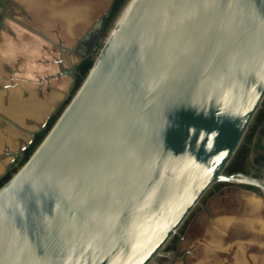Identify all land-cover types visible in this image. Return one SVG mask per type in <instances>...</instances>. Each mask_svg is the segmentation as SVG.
I'll return each instance as SVG.
<instances>
[{
	"label": "water",
	"instance_id": "water-1",
	"mask_svg": "<svg viewBox=\"0 0 264 264\" xmlns=\"http://www.w3.org/2000/svg\"><path fill=\"white\" fill-rule=\"evenodd\" d=\"M96 42L80 86L35 124L42 131L63 106L0 187V264H187L166 250L216 185L264 197V180L227 173L263 108L264 0H125L81 60ZM66 74L69 95L74 66ZM19 88L17 97L6 93L0 114L30 141L6 148L0 179L38 132L23 111L43 102L40 87ZM229 190L218 206L245 209L244 196ZM247 202L261 207L259 198ZM246 225L264 234V220ZM200 242L225 250L203 240L186 256Z\"/></svg>",
	"mask_w": 264,
	"mask_h": 264
},
{
	"label": "flooded vegetation",
	"instance_id": "flooded-vegetation-1",
	"mask_svg": "<svg viewBox=\"0 0 264 264\" xmlns=\"http://www.w3.org/2000/svg\"><path fill=\"white\" fill-rule=\"evenodd\" d=\"M68 1L70 0H0L1 113L5 111L1 102L6 98V93L10 92V95L16 97L20 95L19 86L22 82H27L31 89L39 85L41 92L37 91L35 94L42 96L43 102L47 103L54 100L55 93L62 92L61 101L64 100V106L74 93V88L80 78L81 65L88 59L92 60L100 45L96 42L90 55L82 60L81 57L86 55L94 35L101 38L108 30L111 24L110 15L116 0H74V2L84 4L83 7L87 9L93 20L92 24L80 37L72 38V40L59 37L55 41L52 38L49 21L54 14L65 15L70 11L68 3L65 4ZM104 17L106 21L99 33L100 22ZM70 66H74L75 80L72 91L66 95V90L70 86V78L66 72ZM60 73H64L61 78H53ZM45 109L44 118L49 116L53 110L49 109V104ZM60 110L49 117L40 132L37 127L27 123L26 127L30 132H38L34 134L31 144L23 151V156L15 159L0 182L20 167L26 151L31 147L37 135L46 133L50 121L53 118L56 120ZM7 124L10 123L0 114V156L7 147L10 151H17L30 141V134L12 124ZM7 126L10 130L8 132H6ZM7 134L10 135L9 138ZM8 161H10L9 158L4 161V164ZM0 168L1 174L4 168L2 163H0ZM227 173H244L264 180V103L242 147L228 167ZM226 188L231 189L228 191L229 195L244 196L247 207L245 209L234 206H230L229 209L220 208L217 200L224 194L223 190ZM251 197L261 199L259 210L253 211L248 204L247 200ZM202 204L203 206L194 212L181 230L180 236L176 237L167 248L166 251L176 254L173 260L182 262L186 257L187 264H264V234H259L246 225L248 220H264V197L260 190L248 186L218 184L203 199ZM221 217L233 220L232 224L222 232L216 226L217 219ZM241 223L246 228L239 230ZM248 230L253 234L246 235ZM254 234L261 237H253ZM203 240L210 245L214 242L220 243L225 250H211L209 246L200 242L191 250L190 255L186 256V252L195 242ZM240 243H242L243 250L239 249ZM208 251L219 254L210 256ZM160 263L170 264V261L162 259Z\"/></svg>",
	"mask_w": 264,
	"mask_h": 264
},
{
	"label": "crops",
	"instance_id": "crops-1",
	"mask_svg": "<svg viewBox=\"0 0 264 264\" xmlns=\"http://www.w3.org/2000/svg\"><path fill=\"white\" fill-rule=\"evenodd\" d=\"M67 3L70 6V11L66 12L65 15L54 14L53 18L49 21L52 38L55 41L59 37L72 40V38L82 36L89 29V26L93 21L90 18L87 9L83 7L84 4L74 2V0H70L65 4ZM26 84L27 82H22V86L26 87ZM54 96V100L48 103L45 101L49 104V109L51 110L62 100V92L55 93ZM45 102L43 103L45 104ZM43 118V114L34 115L32 121L33 126H35V124H39Z\"/></svg>",
	"mask_w": 264,
	"mask_h": 264
},
{
	"label": "trees",
	"instance_id": "trees-1",
	"mask_svg": "<svg viewBox=\"0 0 264 264\" xmlns=\"http://www.w3.org/2000/svg\"><path fill=\"white\" fill-rule=\"evenodd\" d=\"M125 0H116L111 15H110V19L109 21L112 22L113 18L115 17V15L117 14V12L119 11V9L121 8V6L124 4ZM92 65V60L88 59L86 61L83 62V64L80 67V78L78 79V82L74 88V91L80 86L81 81L83 79V77L86 75V73L88 72L89 68ZM68 101H66L67 104ZM55 118H53L47 128V131L51 128V126L54 123ZM46 131V133H47ZM45 132L37 135L36 139L34 140L33 144L31 145V147L26 151V155L21 163V165L28 159L29 155L32 153V151L35 149V147L41 142V140L43 139V137L46 134ZM20 165V166H21ZM17 169H15L13 172H15ZM11 177V174H8L1 182H0V187L9 180V178Z\"/></svg>",
	"mask_w": 264,
	"mask_h": 264
},
{
	"label": "bare ground",
	"instance_id": "bare-ground-1",
	"mask_svg": "<svg viewBox=\"0 0 264 264\" xmlns=\"http://www.w3.org/2000/svg\"><path fill=\"white\" fill-rule=\"evenodd\" d=\"M29 38V37H28ZM45 102V101H44ZM18 103V102H17ZM15 104H16V102H15ZM14 104V105H15ZM46 105H47V103L45 102V104L42 102V101H39V103H35V104H33V107H34V109H30V110H25V111H23V113H26V111H29V113H26V115H29V116H34V115H39V114H43V112L46 110L45 109V107H46ZM32 107V108H33ZM16 115H21L22 113L20 112V110L19 109H17V111H16Z\"/></svg>",
	"mask_w": 264,
	"mask_h": 264
},
{
	"label": "rangeland",
	"instance_id": "rangeland-1",
	"mask_svg": "<svg viewBox=\"0 0 264 264\" xmlns=\"http://www.w3.org/2000/svg\"><path fill=\"white\" fill-rule=\"evenodd\" d=\"M7 125H10V124H7ZM8 127H9V126H7V131H6V132L10 131ZM23 135H25V134H23ZM7 137L9 138V137H10V135H9V134H7ZM11 146H12V143H11ZM0 170H1V168H0Z\"/></svg>",
	"mask_w": 264,
	"mask_h": 264
}]
</instances>
